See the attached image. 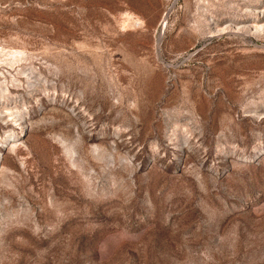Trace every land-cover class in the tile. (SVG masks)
I'll list each match as a JSON object with an SVG mask.
<instances>
[{"label":"rangeland","instance_id":"rangeland-1","mask_svg":"<svg viewBox=\"0 0 264 264\" xmlns=\"http://www.w3.org/2000/svg\"><path fill=\"white\" fill-rule=\"evenodd\" d=\"M0 264H264V0H0Z\"/></svg>","mask_w":264,"mask_h":264}]
</instances>
